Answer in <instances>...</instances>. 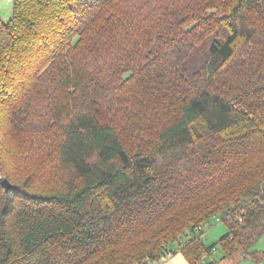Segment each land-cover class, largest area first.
I'll return each instance as SVG.
<instances>
[{
  "label": "trees",
  "instance_id": "16d2710c",
  "mask_svg": "<svg viewBox=\"0 0 264 264\" xmlns=\"http://www.w3.org/2000/svg\"><path fill=\"white\" fill-rule=\"evenodd\" d=\"M262 235L264 0L0 14V264H219Z\"/></svg>",
  "mask_w": 264,
  "mask_h": 264
},
{
  "label": "crops",
  "instance_id": "0c3cea01",
  "mask_svg": "<svg viewBox=\"0 0 264 264\" xmlns=\"http://www.w3.org/2000/svg\"><path fill=\"white\" fill-rule=\"evenodd\" d=\"M9 2H11V1H9ZM11 15H12V12H11ZM11 15H10V17H11ZM226 232H227V230H226ZM225 233H223L222 235H224ZM204 236H205V232H204ZM253 249H255V251L261 253V256L258 257L257 259H254L253 256H251L249 254H240L233 259L222 260V261H220L219 264H264V235H262V237L254 245ZM211 259H213V258L207 257V260H211ZM164 264H191V263L187 260V258L184 256V254L182 252H177V253H174L172 255H169L165 259Z\"/></svg>",
  "mask_w": 264,
  "mask_h": 264
},
{
  "label": "rangeland",
  "instance_id": "374dc122",
  "mask_svg": "<svg viewBox=\"0 0 264 264\" xmlns=\"http://www.w3.org/2000/svg\"><path fill=\"white\" fill-rule=\"evenodd\" d=\"M12 4L13 1L9 2L7 0H0V14L2 17L7 20L12 12ZM227 230V226L224 222L218 221L216 218H213L211 223L204 226L203 231L205 232V236H203V240L206 245H211L216 242L223 233ZM215 257L219 256V253L214 254ZM211 258V256H208Z\"/></svg>",
  "mask_w": 264,
  "mask_h": 264
},
{
  "label": "water",
  "instance_id": "95a60500",
  "mask_svg": "<svg viewBox=\"0 0 264 264\" xmlns=\"http://www.w3.org/2000/svg\"><path fill=\"white\" fill-rule=\"evenodd\" d=\"M2 184L6 190H9L12 187V183L7 178L2 179Z\"/></svg>",
  "mask_w": 264,
  "mask_h": 264
},
{
  "label": "built area",
  "instance_id": "2783aa9c",
  "mask_svg": "<svg viewBox=\"0 0 264 264\" xmlns=\"http://www.w3.org/2000/svg\"><path fill=\"white\" fill-rule=\"evenodd\" d=\"M7 1H13V0H7ZM209 223H206L205 225H208ZM200 229V228H199Z\"/></svg>",
  "mask_w": 264,
  "mask_h": 264
}]
</instances>
